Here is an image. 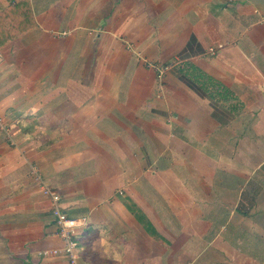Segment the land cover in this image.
<instances>
[{
  "label": "crops",
  "instance_id": "1",
  "mask_svg": "<svg viewBox=\"0 0 264 264\" xmlns=\"http://www.w3.org/2000/svg\"><path fill=\"white\" fill-rule=\"evenodd\" d=\"M42 182L80 264H264V0H0V264H70Z\"/></svg>",
  "mask_w": 264,
  "mask_h": 264
},
{
  "label": "built area",
  "instance_id": "2",
  "mask_svg": "<svg viewBox=\"0 0 264 264\" xmlns=\"http://www.w3.org/2000/svg\"><path fill=\"white\" fill-rule=\"evenodd\" d=\"M157 70V75L158 77H160L164 72V68L158 67ZM41 188L42 192L48 195L51 199V212L54 218L55 225L57 227V234H59L64 240V246L60 250L53 249L50 252H63L70 264H80L78 253V238L76 236V221L73 218L69 217L66 211L61 206L60 195L58 191L44 182H42Z\"/></svg>",
  "mask_w": 264,
  "mask_h": 264
},
{
  "label": "clouds",
  "instance_id": "3",
  "mask_svg": "<svg viewBox=\"0 0 264 264\" xmlns=\"http://www.w3.org/2000/svg\"><path fill=\"white\" fill-rule=\"evenodd\" d=\"M33 111H35V109H33ZM100 244L105 246V252H107L108 247H109V245H108V241H107L106 239H103V238H102V239L100 240ZM114 258H115V259H119V255H115Z\"/></svg>",
  "mask_w": 264,
  "mask_h": 264
},
{
  "label": "trees",
  "instance_id": "4",
  "mask_svg": "<svg viewBox=\"0 0 264 264\" xmlns=\"http://www.w3.org/2000/svg\"><path fill=\"white\" fill-rule=\"evenodd\" d=\"M35 25V22L33 20V18H31V26L33 27Z\"/></svg>",
  "mask_w": 264,
  "mask_h": 264
}]
</instances>
